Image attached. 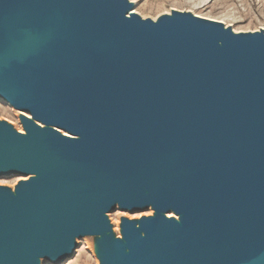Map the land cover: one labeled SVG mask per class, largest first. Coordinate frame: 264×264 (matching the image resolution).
<instances>
[{
	"label": "water",
	"instance_id": "obj_1",
	"mask_svg": "<svg viewBox=\"0 0 264 264\" xmlns=\"http://www.w3.org/2000/svg\"><path fill=\"white\" fill-rule=\"evenodd\" d=\"M127 1L0 0V96L32 117L0 124V175H31L0 264L63 261L115 205L182 219L124 220L101 264H264V33Z\"/></svg>",
	"mask_w": 264,
	"mask_h": 264
},
{
	"label": "rangeland",
	"instance_id": "obj_2",
	"mask_svg": "<svg viewBox=\"0 0 264 264\" xmlns=\"http://www.w3.org/2000/svg\"><path fill=\"white\" fill-rule=\"evenodd\" d=\"M134 4L136 12L144 19L155 21L163 16L174 13L190 14L203 19H215L234 33H264V0H129ZM32 120L29 111L19 109L0 96V124L13 132H26L25 122ZM39 128H46L45 124L37 123ZM63 135L73 137L68 132L55 129ZM22 133V134H24ZM31 175L11 173L0 175V188L15 191L16 186L29 180ZM7 181V183H4ZM108 230L100 236L86 235L73 238L75 247L73 253L59 264H100L96 255H101V249L108 245L105 240L107 234L113 239L123 240V221H137L136 229L144 237L139 221L153 219L157 222L174 221L180 224L182 216L173 210L157 212L151 207L141 209H123L115 205L112 210L104 214ZM109 237V238H110ZM121 241V242H122ZM125 246V243H123ZM127 251V250H126ZM37 264H55L44 258H36Z\"/></svg>",
	"mask_w": 264,
	"mask_h": 264
},
{
	"label": "bare ground",
	"instance_id": "obj_3",
	"mask_svg": "<svg viewBox=\"0 0 264 264\" xmlns=\"http://www.w3.org/2000/svg\"><path fill=\"white\" fill-rule=\"evenodd\" d=\"M128 2V5H130L131 6V8H128V11H127V16H130L131 14H136L137 12H136V10H135V7H134V5L132 4V3H130L129 1H127ZM207 20H209V21H212V22H217V23H219V24H223L221 21H219V20H215V19H207ZM224 28V27H223ZM224 31L226 30L225 28L223 29ZM22 133H24V132H22ZM100 261V264H101V260H99ZM62 261H59V262H53V263H55V264H59V263H61Z\"/></svg>",
	"mask_w": 264,
	"mask_h": 264
},
{
	"label": "snow or ice",
	"instance_id": "obj_4",
	"mask_svg": "<svg viewBox=\"0 0 264 264\" xmlns=\"http://www.w3.org/2000/svg\"><path fill=\"white\" fill-rule=\"evenodd\" d=\"M4 183H7V181H4Z\"/></svg>",
	"mask_w": 264,
	"mask_h": 264
}]
</instances>
